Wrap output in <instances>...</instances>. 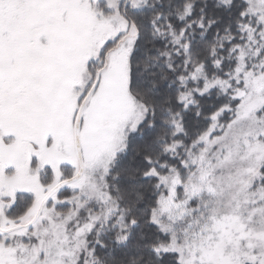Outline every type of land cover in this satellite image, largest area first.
<instances>
[{
    "label": "snow or ice",
    "instance_id": "obj_1",
    "mask_svg": "<svg viewBox=\"0 0 264 264\" xmlns=\"http://www.w3.org/2000/svg\"><path fill=\"white\" fill-rule=\"evenodd\" d=\"M0 264H264V0H0Z\"/></svg>",
    "mask_w": 264,
    "mask_h": 264
}]
</instances>
